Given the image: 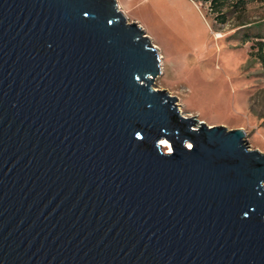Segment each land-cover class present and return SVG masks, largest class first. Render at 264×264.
Returning <instances> with one entry per match:
<instances>
[{
    "label": "water",
    "instance_id": "water-1",
    "mask_svg": "<svg viewBox=\"0 0 264 264\" xmlns=\"http://www.w3.org/2000/svg\"><path fill=\"white\" fill-rule=\"evenodd\" d=\"M160 60L115 0H0V264H264V154Z\"/></svg>",
    "mask_w": 264,
    "mask_h": 264
},
{
    "label": "rangeland",
    "instance_id": "rangeland-1",
    "mask_svg": "<svg viewBox=\"0 0 264 264\" xmlns=\"http://www.w3.org/2000/svg\"><path fill=\"white\" fill-rule=\"evenodd\" d=\"M128 23H136L161 58L154 90L176 97L186 117L208 126L242 129L251 150L264 154V70L249 56L264 35V0L220 24L203 0H115Z\"/></svg>",
    "mask_w": 264,
    "mask_h": 264
},
{
    "label": "trees",
    "instance_id": "trees-1",
    "mask_svg": "<svg viewBox=\"0 0 264 264\" xmlns=\"http://www.w3.org/2000/svg\"><path fill=\"white\" fill-rule=\"evenodd\" d=\"M208 2L210 10L216 14L215 20L224 24L227 22V16L243 12L246 4L251 0H203ZM264 22V21H263ZM244 42L253 40L250 47L249 56L254 58L264 70V35L258 30L254 35L244 34Z\"/></svg>",
    "mask_w": 264,
    "mask_h": 264
},
{
    "label": "bare ground",
    "instance_id": "bare-ground-1",
    "mask_svg": "<svg viewBox=\"0 0 264 264\" xmlns=\"http://www.w3.org/2000/svg\"><path fill=\"white\" fill-rule=\"evenodd\" d=\"M162 144L164 145L166 151H170V147L166 142H163Z\"/></svg>",
    "mask_w": 264,
    "mask_h": 264
}]
</instances>
